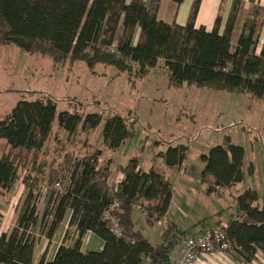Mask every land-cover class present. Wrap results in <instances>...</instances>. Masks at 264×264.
I'll return each mask as SVG.
<instances>
[{
	"label": "trees",
	"instance_id": "16d2710c",
	"mask_svg": "<svg viewBox=\"0 0 264 264\" xmlns=\"http://www.w3.org/2000/svg\"><path fill=\"white\" fill-rule=\"evenodd\" d=\"M162 1L0 0V47L15 46L55 64L84 62L92 72L101 65L114 67L134 81L162 63L170 86L248 94L264 101V45L257 52L264 0L252 6L245 19V0H232L222 32L221 16L212 31L196 26L202 0L194 1L184 26L159 18ZM172 1L176 6L184 2ZM71 101L72 111L58 113L57 100L41 94L33 101L21 100L0 121V139L7 147L0 154V198L19 182L24 188L14 228L0 234V264H35L37 238L48 241L37 264H173L171 253L189 238L188 233L172 224L163 244L153 246L136 229L132 215L138 208L150 225L167 215L173 184L165 174L152 168L142 171L140 158L133 157L122 168L124 180L114 186L109 184L111 161L106 166L100 163L101 150L77 153L65 143L49 158L52 136L58 138L63 131L67 137L89 139L103 122L102 113H88L86 104ZM133 137L129 119L119 115L105 119L102 143L111 153ZM187 156L185 145L170 146L159 154L169 169L181 166ZM201 159L208 193L219 194L244 182L245 150L230 137ZM115 202L120 204L114 211L120 236L103 219ZM261 204L256 190L245 189L236 198L237 216L227 226L217 227L225 231L227 254L237 262L251 264L259 252L264 254ZM68 218L63 241L49 260L50 247ZM89 233L103 240L101 251H83Z\"/></svg>",
	"mask_w": 264,
	"mask_h": 264
},
{
	"label": "rangeland",
	"instance_id": "374dc122",
	"mask_svg": "<svg viewBox=\"0 0 264 264\" xmlns=\"http://www.w3.org/2000/svg\"><path fill=\"white\" fill-rule=\"evenodd\" d=\"M41 94L57 100L58 113L72 111L75 103L71 100L76 98L88 106V113L100 112L104 116L89 139L67 137L63 131L57 133L58 138L52 136L47 144L49 158L67 143L77 153L101 150L100 163L106 166L112 155L103 146L102 131L105 119L113 115L129 119L134 133L130 143L118 153V162L123 166L133 157H140L145 168H149L159 152H167L170 146H188L187 174L172 171L169 175L175 191L168 218L188 236L198 232L199 227L213 226L212 219L217 213L223 221L230 220L237 213L236 197L245 189L256 190L261 206L264 205V101H254L248 94L170 86L162 63L149 76L134 81L114 67L101 65L92 72L84 62L55 64L49 58L30 55L15 46L0 47V121L21 100L33 101ZM55 127L58 130L57 124ZM227 137L245 150L244 182L229 188L222 196L209 194L201 179L204 167L201 158L213 146L224 144ZM141 145L143 148L138 149ZM6 148L0 139V154ZM23 197L24 188L19 182L11 193L0 198V234L14 228L16 209ZM44 201L43 194L39 202L41 214ZM132 215L136 229L158 246L168 226L154 228L146 214L136 208ZM41 240L37 238L38 251L43 249ZM53 252L50 247L49 259Z\"/></svg>",
	"mask_w": 264,
	"mask_h": 264
},
{
	"label": "crops",
	"instance_id": "0c3cea01",
	"mask_svg": "<svg viewBox=\"0 0 264 264\" xmlns=\"http://www.w3.org/2000/svg\"><path fill=\"white\" fill-rule=\"evenodd\" d=\"M194 1L195 0H184V2L180 6H176L172 0H163L161 3V7H160L159 18L161 20L167 22V23H172L173 20H176V22L179 25L184 26L187 24V22L189 20L191 8L193 6ZM259 1L260 0H245V6H244V11H243L244 12L243 13L244 19L247 17V12L249 11V9L252 6H254L255 4H257ZM262 2H263V0H262ZM231 5H232V0H202L201 6L199 9V13L197 16L196 26L197 27L204 26L208 31H212L215 27V22H216L217 18L219 16H221V18H222L221 32H222L224 29V25L226 23V20L228 18V15H229ZM136 38H138V33H137ZM263 45H264V28H263V31L260 35V43H259V48L257 50L258 53L261 52ZM249 98L255 101V99L251 95H249ZM256 101H258V100H256ZM130 141H131V139L126 140L123 143V145L121 146V148L126 146L127 144H129ZM143 146L144 145L138 146V149L143 148ZM120 149L116 153H111L109 151L112 155V157L109 159V161H111V170H112V175L110 176L109 184L114 185V186L118 185L119 183H121L124 180V173L122 172V168H124L126 166H123L122 164H120V162H118V153H119ZM106 150L108 151V149H106ZM160 153H162V152H159V154ZM163 153H165V152H163ZM207 154H203V155H207ZM160 164H162V166H158ZM118 167H119V169H118ZM139 167L144 172L149 171L151 168L154 170H158L159 172L165 174L168 179H169V175H171L172 171H174V172L178 171L180 174H182V176H185L187 174L186 160L183 162V164L181 166H177L173 169H169L168 167L165 166V163H164V160L162 159V157H158L155 160L153 159V162L151 163L149 168H145V166L142 162V158H140V166ZM204 168H205V163H204L203 169L201 170V179H202V173L204 171ZM227 190H229V189L221 191V194H219V195L222 196L223 193ZM174 191H175V189H174V185H173V194H174ZM209 194H212V193H209ZM237 197H238V195H237ZM172 200H173V196H172ZM172 200H171L169 210L171 209ZM136 209H138V208H136ZM169 210H168L167 215L164 218H162L159 222H156L154 225H151V226H153L154 228L157 226H159V227L166 226V228H167V226H168V228H169V226H171L172 224H175V223H171V221L168 220ZM219 214L220 213L215 214V217L212 219V221L214 223L213 226H211L209 228L202 227V229H200V227H199L196 230V231H198V230L199 231L196 232L192 236L189 235V238L200 235L204 230L219 227V224H221L222 226H227V224L230 220L223 221L221 218H219L220 217ZM237 214L238 213L233 215L232 218H235L237 216ZM68 222H69V218L62 225L59 233L57 234L55 241L51 245V247H53L54 252H53V254L49 260H52L54 258L58 247L61 245L63 238H64V235H65V232L68 228ZM179 229L184 231L181 228H179ZM166 231H168V229ZM144 237L153 246H156L146 236H144ZM163 240H164V234H163V237L159 240L158 246L163 244ZM40 244L41 245L43 244V249L41 251L40 250L38 251L37 246H36L35 262L39 257L42 256L41 254H43V251L46 250L47 245H48V241L45 238H42ZM103 247H104L103 240H101L99 237H97L93 233H89L84 240L83 251L84 252L101 251L103 249ZM180 249H181V247L179 246L175 250L172 251L171 258H172L173 262L179 257ZM197 264H245V263L237 262V261L233 260V258H231L229 255H225V254H221V253L217 252V253H213V254H208V253L200 254ZM251 264H264V254L259 252L257 254V258Z\"/></svg>",
	"mask_w": 264,
	"mask_h": 264
},
{
	"label": "built area",
	"instance_id": "2783aa9c",
	"mask_svg": "<svg viewBox=\"0 0 264 264\" xmlns=\"http://www.w3.org/2000/svg\"><path fill=\"white\" fill-rule=\"evenodd\" d=\"M59 188V186H56ZM120 209V204L115 202L103 214L105 222L111 225L112 231L120 236L122 229L114 211ZM230 245L227 242L225 231L221 228L204 230L200 235L188 238L180 249L179 257L173 264H197L202 253H221L227 255ZM143 264H150L145 262Z\"/></svg>",
	"mask_w": 264,
	"mask_h": 264
}]
</instances>
